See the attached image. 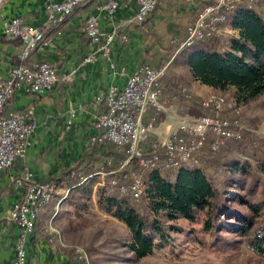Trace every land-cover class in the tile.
I'll list each match as a JSON object with an SVG mask.
<instances>
[{
	"label": "trees",
	"instance_id": "16d2710c",
	"mask_svg": "<svg viewBox=\"0 0 264 264\" xmlns=\"http://www.w3.org/2000/svg\"><path fill=\"white\" fill-rule=\"evenodd\" d=\"M222 12L225 19L218 24L219 29L231 26L236 35L217 32L182 45L184 33L170 44L161 66L186 65L201 83L220 91L232 88L227 100L247 104L264 93V0H242L232 8L223 7ZM20 64L26 63L22 60ZM179 78L165 91L170 100H176L181 111L189 115L213 114L200 105L198 97H186L182 88L189 91L188 82L183 76ZM162 80L164 75L160 83ZM233 110L224 112L242 121L241 115L233 116ZM149 111L152 113L147 118L153 116L156 126L162 120L160 110L151 107ZM155 141L151 136L150 142ZM90 143L74 166L46 181L53 182L56 189L80 183L67 196L80 204L83 197L90 199L93 185L103 173V184L96 187V205L126 225L130 231L126 246L135 257L169 245L171 233L181 229L175 223L180 218L199 223L201 231L210 236V246L227 249L240 243L264 257V140L251 127H245L239 138L226 139L217 149H212L208 140L193 159L178 166L169 165L161 151L154 167L142 168L136 158L124 164V148L92 138ZM151 150L146 146L144 155L149 156ZM134 173H140L143 182L138 199L130 188ZM56 189L38 211L34 229L42 228L54 210ZM61 251L70 261H77L75 247Z\"/></svg>",
	"mask_w": 264,
	"mask_h": 264
},
{
	"label": "crops",
	"instance_id": "0c3cea01",
	"mask_svg": "<svg viewBox=\"0 0 264 264\" xmlns=\"http://www.w3.org/2000/svg\"><path fill=\"white\" fill-rule=\"evenodd\" d=\"M60 1L63 0H0V76H8L11 68L24 60L26 64L47 61L60 78L50 91L43 93L16 90L5 106V112L32 110L35 128L28 135L25 156L16 159L10 168L0 170V264L12 263L19 235V227L9 213L23 198L27 182L18 184L17 179H21L24 172H31L34 180L46 181L51 175L74 166L91 147V138L100 133L95 118L105 110V104L96 102V96H105L110 86L121 89L141 63L153 67L164 64L170 44L184 36L186 26L194 20L199 8V0H157V6L142 24L126 29L125 41L119 36L114 39L109 60L96 54L95 60L84 62L95 49L82 31L86 18L95 14L100 29L110 32L132 16L137 5L134 1L118 0L117 8L109 14L100 9L106 0H86L61 24L52 26L47 23L48 6ZM13 18L23 24L39 26L46 36V41L25 59L21 56L20 39L8 38L4 33L5 22ZM220 33L232 36L237 31L226 26ZM165 65L164 80L160 84V90L163 88L159 109L162 120L151 134L158 141L164 140L179 121L189 115L181 111L176 100H170L166 89L180 74L191 85L195 82L186 65H182L183 69ZM67 75L69 79H63ZM151 113L148 110L147 116ZM103 177V173L100 174L99 181L93 185L94 203L96 187L103 184ZM79 184L58 188L51 215L42 228L34 229L26 238V264H77L61 251L72 244L59 237L57 224L51 219L59 206L69 203V192Z\"/></svg>",
	"mask_w": 264,
	"mask_h": 264
},
{
	"label": "built area",
	"instance_id": "2783aa9c",
	"mask_svg": "<svg viewBox=\"0 0 264 264\" xmlns=\"http://www.w3.org/2000/svg\"><path fill=\"white\" fill-rule=\"evenodd\" d=\"M85 1L51 2L48 6L47 23L58 26ZM128 1L136 3L135 13L110 32L100 29L95 14L86 18L82 31L95 45V49L84 58V62L95 60L96 54L109 60L111 43L114 39L119 36L125 41L126 29L142 24L157 6V0ZM201 1L205 3L199 6L194 20L186 26V36L182 45L220 32L218 24L225 19L222 8H232L242 0H199V3ZM245 1L253 3L256 0ZM118 3V0H106L100 9L112 14ZM4 33L8 38L20 39L23 44L21 54L23 59L46 41L45 33L39 26L23 24L17 18L5 22ZM165 70L166 65L153 67L141 63L121 89L110 86L105 96L95 98L98 103L104 102L105 110L95 118L100 133L93 136L92 140L109 141L119 148H124L127 153L124 164L131 158H136L142 168L154 167L161 151L169 165L178 166L181 162L193 159L195 154L205 147L208 140L210 147L217 149L226 139L239 138L245 128L238 117L222 115L226 109H237L238 104L225 100L221 95H215L200 101V105L212 110L213 114L186 115L164 140L151 143L154 117L147 118V112L151 107L162 108L160 80ZM59 79L56 69L47 61L16 65L11 68L8 76H0V170L10 168L16 159L25 156L28 135L35 128L32 110L5 112L7 102L18 89L43 93L50 91ZM63 79L68 80L69 76H64ZM182 92L187 98H191L190 91L182 88ZM146 146L152 148L149 156L144 155ZM132 177L131 192L138 199L143 192L142 176L140 173H134ZM23 181L27 182L24 196L12 206L9 213L10 218L19 227L11 264H26V238L34 231L38 211L51 199L52 192L56 189L53 182L34 180L31 172H24L21 179H17L18 184ZM75 252L77 261L84 264L88 262L82 248L76 246Z\"/></svg>",
	"mask_w": 264,
	"mask_h": 264
},
{
	"label": "rangeland",
	"instance_id": "374dc122",
	"mask_svg": "<svg viewBox=\"0 0 264 264\" xmlns=\"http://www.w3.org/2000/svg\"><path fill=\"white\" fill-rule=\"evenodd\" d=\"M169 64L183 69L182 64ZM181 76L183 74L175 77L174 82H179ZM196 80H193L195 82L192 85L187 81L188 88L200 101L215 95H221L225 100L232 96V88L220 91ZM228 113L222 112V115ZM232 113L233 116L241 115L243 125L251 127L264 140V93L247 104L238 105ZM68 201V204L64 202L59 206L51 221L56 222L59 237L72 244L71 247L77 246L84 250L88 259L86 264H264V257L252 252L244 244L239 243L235 248L227 249L210 246V236L201 231V225L182 218L175 221L181 229L171 233L169 245L156 247L150 254L137 258L126 246L130 239L129 229L98 208L96 191L95 203L92 194L90 199L83 197L80 204Z\"/></svg>",
	"mask_w": 264,
	"mask_h": 264
}]
</instances>
